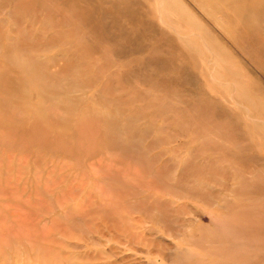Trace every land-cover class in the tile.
Masks as SVG:
<instances>
[{"label": "rangeland", "instance_id": "obj_1", "mask_svg": "<svg viewBox=\"0 0 264 264\" xmlns=\"http://www.w3.org/2000/svg\"><path fill=\"white\" fill-rule=\"evenodd\" d=\"M0 264H264V0H0Z\"/></svg>", "mask_w": 264, "mask_h": 264}]
</instances>
